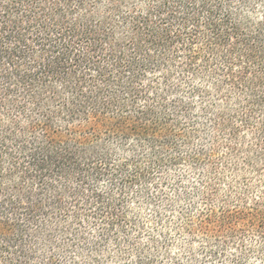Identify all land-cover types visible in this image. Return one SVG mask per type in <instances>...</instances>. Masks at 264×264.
Listing matches in <instances>:
<instances>
[{"label": "trees", "instance_id": "trees-1", "mask_svg": "<svg viewBox=\"0 0 264 264\" xmlns=\"http://www.w3.org/2000/svg\"><path fill=\"white\" fill-rule=\"evenodd\" d=\"M0 264H264V0H0Z\"/></svg>", "mask_w": 264, "mask_h": 264}, {"label": "rangeland", "instance_id": "rangeland-1", "mask_svg": "<svg viewBox=\"0 0 264 264\" xmlns=\"http://www.w3.org/2000/svg\"><path fill=\"white\" fill-rule=\"evenodd\" d=\"M146 231L150 232L152 236H157V233H158V231H160V230H146ZM162 231H167V230H162ZM170 232H171V233H170L169 236L174 237L175 234H176V233L174 232V230H171Z\"/></svg>", "mask_w": 264, "mask_h": 264}]
</instances>
